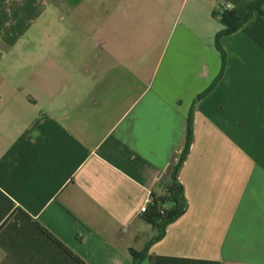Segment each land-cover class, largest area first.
<instances>
[{"label":"crops","instance_id":"0c3cea01","mask_svg":"<svg viewBox=\"0 0 264 264\" xmlns=\"http://www.w3.org/2000/svg\"><path fill=\"white\" fill-rule=\"evenodd\" d=\"M251 1L0 0V264H264V4L225 63L214 15Z\"/></svg>","mask_w":264,"mask_h":264},{"label":"trees","instance_id":"16d2710c","mask_svg":"<svg viewBox=\"0 0 264 264\" xmlns=\"http://www.w3.org/2000/svg\"><path fill=\"white\" fill-rule=\"evenodd\" d=\"M263 4L264 0H252L248 5L247 12L242 16L238 15L231 9L219 10V8L214 12V15L218 17L219 22L223 26V28L216 34V45L217 49L222 54L224 63L226 60L225 50L221 45L220 39L223 36H227L236 32L243 24H245V22H247L253 16V13L255 11L260 10V7ZM210 89L205 91L203 95L206 94ZM193 140L194 106L191 108L188 115L185 145L181 153L180 160L176 165L175 179L173 183L163 186L162 193L160 195L157 196L155 193H151V202L149 203L147 210L144 212L146 215V220L153 226V228L157 230V235L154 236L150 244H153L154 242L163 238L166 233L167 226L176 221L187 210L188 200L185 194L184 186L179 180V171L190 152ZM49 236L51 235L49 234ZM148 247L149 246H147L142 253L134 255V264H140L142 258L147 252Z\"/></svg>","mask_w":264,"mask_h":264},{"label":"built area","instance_id":"2783aa9c","mask_svg":"<svg viewBox=\"0 0 264 264\" xmlns=\"http://www.w3.org/2000/svg\"><path fill=\"white\" fill-rule=\"evenodd\" d=\"M230 8H231V4L227 3L223 7H221L219 10L230 9ZM147 208H148V205L145 204L143 207L140 208V212H145Z\"/></svg>","mask_w":264,"mask_h":264}]
</instances>
